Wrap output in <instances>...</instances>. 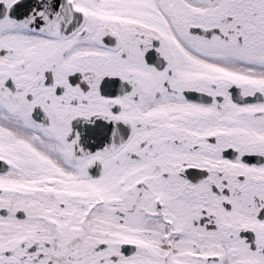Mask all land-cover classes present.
Returning <instances> with one entry per match:
<instances>
[{
    "label": "snow or ice",
    "instance_id": "6c2138e0",
    "mask_svg": "<svg viewBox=\"0 0 264 264\" xmlns=\"http://www.w3.org/2000/svg\"><path fill=\"white\" fill-rule=\"evenodd\" d=\"M0 264H264V0H0Z\"/></svg>",
    "mask_w": 264,
    "mask_h": 264
}]
</instances>
